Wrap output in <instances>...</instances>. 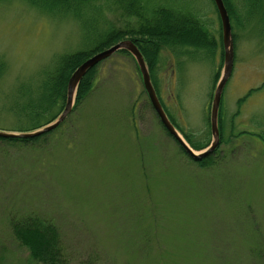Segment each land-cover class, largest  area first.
Masks as SVG:
<instances>
[{
	"label": "rangeland",
	"instance_id": "obj_1",
	"mask_svg": "<svg viewBox=\"0 0 264 264\" xmlns=\"http://www.w3.org/2000/svg\"><path fill=\"white\" fill-rule=\"evenodd\" d=\"M143 2L200 16L218 41L164 50L155 73L178 128L212 141L214 76L224 66L215 2ZM231 2L235 59L220 106L225 142L207 166L166 133L134 58L118 52L101 62L89 97L41 142L0 141V264H39L10 224L30 212L56 221L69 264H264V0ZM65 16L0 0V130L25 129L19 90L91 44L81 23ZM137 21L113 9L96 30Z\"/></svg>",
	"mask_w": 264,
	"mask_h": 264
},
{
	"label": "trees",
	"instance_id": "obj_2",
	"mask_svg": "<svg viewBox=\"0 0 264 264\" xmlns=\"http://www.w3.org/2000/svg\"><path fill=\"white\" fill-rule=\"evenodd\" d=\"M27 2L33 7L52 15H66L75 18L81 23L85 39L87 38V42L91 44L83 46L78 51L61 56L56 63L53 73L50 72L38 84H29V87L19 90L17 99L20 100L18 102L22 103H19V109L23 112L27 121L24 122L25 129L16 131H32L54 121L65 107L68 82L75 69L95 54L109 49L121 41L131 40L143 54L157 94L176 128L184 135L185 139L195 150H202L211 143L209 134L207 135L209 138L194 140L193 133L182 132L178 128L175 117L169 112V109L161 98L155 77L164 50L169 48L179 49L181 47L208 49L218 45L217 39L208 30L200 16L168 7L149 9L143 0H27ZM224 3L231 19L236 15L235 7L231 0H224ZM113 9H121L126 16L137 18V24L128 25L124 30L115 27H110L104 32L96 30V25L104 15V12ZM120 53H126L131 56L125 50L120 51ZM100 64L101 62L92 67L81 80L72 112L96 88ZM2 66H0V69ZM221 68H219L214 76V90L221 77ZM243 99L241 98L239 101L241 102ZM159 121L163 129L179 145L180 149L191 160L202 166H207L206 159L214 155L225 142L220 122V111L219 128L221 144L214 153L200 160L191 157L179 141L168 132L160 118ZM52 131L33 138L0 137V141L27 148L41 142ZM262 137L264 139V135ZM10 224L15 238L21 245L29 249L31 258L34 261L39 264H69V259L62 242L60 228L56 221L50 217H44L38 213L30 212L14 215L10 220Z\"/></svg>",
	"mask_w": 264,
	"mask_h": 264
},
{
	"label": "water",
	"instance_id": "obj_3",
	"mask_svg": "<svg viewBox=\"0 0 264 264\" xmlns=\"http://www.w3.org/2000/svg\"><path fill=\"white\" fill-rule=\"evenodd\" d=\"M215 5L218 9L221 23H222V32H223V45H224V66L221 73V77L216 85L212 107H211V132H212V141L211 143L202 150H195L188 143V141L182 136L181 132L176 128V126L171 121L168 116L158 94L156 88L153 84L151 73L148 67L147 62L139 48L131 41L124 40L116 45L112 46L109 49H106L102 52L95 54L93 57L89 58L87 61L83 62L79 65L75 71L72 73L69 82H68V90H67V99L65 103V107L61 114L52 122L40 127L38 129L32 131H6L0 130V137L4 138H33L44 133L50 132L57 128L60 124H62L66 118L72 113L76 101V94L78 86L86 75V73L94 66L107 60L112 57L114 54L120 51H127L134 58L137 63L145 90L147 91L149 100L154 107L156 113L158 114L161 122L168 130V132L175 137L179 141V143L183 146L186 152L193 157L194 159L200 160L203 159L212 153H214L221 144V135L219 128V111L222 101V95L224 91V87L232 74L234 59H235V50H234V40L232 34V25L231 19L224 3V0H214Z\"/></svg>",
	"mask_w": 264,
	"mask_h": 264
}]
</instances>
